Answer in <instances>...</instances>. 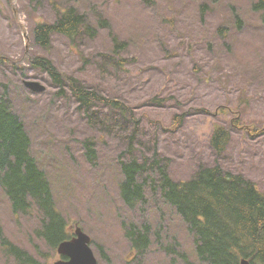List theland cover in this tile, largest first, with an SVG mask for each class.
<instances>
[{
	"label": "rangeland",
	"instance_id": "1",
	"mask_svg": "<svg viewBox=\"0 0 264 264\" xmlns=\"http://www.w3.org/2000/svg\"><path fill=\"white\" fill-rule=\"evenodd\" d=\"M69 8L85 17L90 30L83 27L74 41L55 34L49 49L35 45L36 25L55 23ZM115 37L127 46L117 54ZM34 55L132 110L139 120L134 156L148 160L145 202L130 208L118 191L119 162L131 158L127 138L133 129H122L103 104L96 105L90 121L67 80L59 87L30 65ZM0 56L6 58L0 61V97L6 96L24 122L32 154L70 229L79 225L95 242L98 264H181L177 258L172 263L171 247L195 259L186 224L153 192V179H160L150 170L155 151L175 181L191 179L200 167L220 165L264 192V12L252 9L249 0H44L41 5L0 0ZM28 81L45 91L33 92ZM218 125L231 135L221 155L211 144ZM89 138L98 152L93 164L83 147ZM40 222L36 209L15 214L0 186V264H20L3 239L36 264L61 259L37 235ZM131 223L150 228L151 246L141 257L126 238Z\"/></svg>",
	"mask_w": 264,
	"mask_h": 264
},
{
	"label": "trees",
	"instance_id": "2",
	"mask_svg": "<svg viewBox=\"0 0 264 264\" xmlns=\"http://www.w3.org/2000/svg\"><path fill=\"white\" fill-rule=\"evenodd\" d=\"M43 1L31 0L37 5ZM249 1L252 9L264 12V0ZM85 23L83 15L77 13L75 8H69L55 23L36 25L32 32L34 44L49 49L55 34L74 41L83 27L90 30ZM126 47V43L114 38V54ZM4 60L6 58L0 56V61ZM28 61L32 67L47 72L59 87L64 88V79L67 80L73 96L88 113L90 121L96 105L103 104L111 108L122 129H133L127 138V151L131 158L119 162L122 180L118 184V191L124 204L130 208L145 202L148 182L142 178L149 171L148 160L134 156L139 120L132 110L118 99L104 97L95 90L79 85L74 78H66L49 58L34 55ZM119 62L123 66L124 60L119 59ZM5 97H0V186L15 214L27 215L34 209L38 210L41 222L36 233L51 251L56 252L61 243L73 237V231L57 206L49 177L32 154V140L24 122ZM237 121L238 118L232 125L236 127ZM248 130L251 131V127ZM230 140L231 135L224 126L214 128L211 144L217 155L224 153ZM83 147L88 161L95 163L98 157L95 139L84 140ZM152 160L150 170L159 173L160 179L159 182L153 179L155 188L151 190L160 193L163 201L175 209L193 237L195 259L171 247L168 250L176 255L172 263L179 259L181 264H240L247 259L251 264H264V192L255 183L241 174L224 170L220 165L200 167L191 179L175 181L156 151ZM149 234L147 225L139 228L131 223L126 227V238L131 242L136 256L141 257L149 250ZM2 244L18 263H37L30 254L8 240L3 239ZM99 252L101 257H107L102 247H99Z\"/></svg>",
	"mask_w": 264,
	"mask_h": 264
},
{
	"label": "water",
	"instance_id": "3",
	"mask_svg": "<svg viewBox=\"0 0 264 264\" xmlns=\"http://www.w3.org/2000/svg\"><path fill=\"white\" fill-rule=\"evenodd\" d=\"M26 87L35 93H42L45 87L38 82L28 81ZM58 253L67 259H61L55 264H98V260L92 249V239L81 227L74 231V237L60 244ZM240 264H251L243 259Z\"/></svg>",
	"mask_w": 264,
	"mask_h": 264
},
{
	"label": "bare ground",
	"instance_id": "4",
	"mask_svg": "<svg viewBox=\"0 0 264 264\" xmlns=\"http://www.w3.org/2000/svg\"><path fill=\"white\" fill-rule=\"evenodd\" d=\"M226 34V33H225Z\"/></svg>",
	"mask_w": 264,
	"mask_h": 264
}]
</instances>
